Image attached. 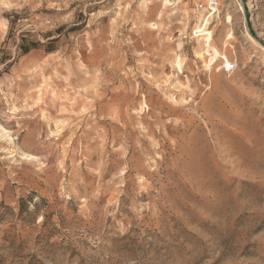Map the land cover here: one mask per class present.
I'll use <instances>...</instances> for the list:
<instances>
[{
  "label": "rangeland",
  "instance_id": "obj_1",
  "mask_svg": "<svg viewBox=\"0 0 264 264\" xmlns=\"http://www.w3.org/2000/svg\"><path fill=\"white\" fill-rule=\"evenodd\" d=\"M242 2L0 0V264H264Z\"/></svg>",
  "mask_w": 264,
  "mask_h": 264
},
{
  "label": "built area",
  "instance_id": "obj_2",
  "mask_svg": "<svg viewBox=\"0 0 264 264\" xmlns=\"http://www.w3.org/2000/svg\"><path fill=\"white\" fill-rule=\"evenodd\" d=\"M217 3V0H207V9L209 10H213L214 9V6L216 5ZM199 8H202L203 7V3L202 2H199L198 4Z\"/></svg>",
  "mask_w": 264,
  "mask_h": 264
},
{
  "label": "water",
  "instance_id": "obj_3",
  "mask_svg": "<svg viewBox=\"0 0 264 264\" xmlns=\"http://www.w3.org/2000/svg\"><path fill=\"white\" fill-rule=\"evenodd\" d=\"M240 1V3H241V5H242V7L244 8V4H243V2H242V0H239ZM245 15V14H244ZM246 17V16H245Z\"/></svg>",
  "mask_w": 264,
  "mask_h": 264
},
{
  "label": "trees",
  "instance_id": "obj_4",
  "mask_svg": "<svg viewBox=\"0 0 264 264\" xmlns=\"http://www.w3.org/2000/svg\"><path fill=\"white\" fill-rule=\"evenodd\" d=\"M24 52H27V49H25Z\"/></svg>",
  "mask_w": 264,
  "mask_h": 264
}]
</instances>
